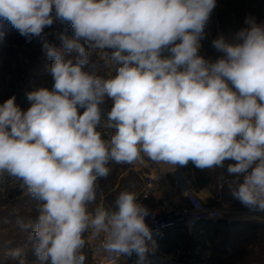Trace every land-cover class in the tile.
<instances>
[{"label":"clouds","instance_id":"obj_1","mask_svg":"<svg viewBox=\"0 0 264 264\" xmlns=\"http://www.w3.org/2000/svg\"><path fill=\"white\" fill-rule=\"evenodd\" d=\"M215 7L216 0H0V19L41 38L53 80L26 94L27 110L15 95L0 104V177L37 201L26 226L33 264H86L93 239L143 264L155 247L147 206L127 190L110 206L97 203L111 162L147 157L226 169L232 199L264 212V23L246 18L248 27L212 41L221 55L206 58L201 41ZM56 20L73 37L49 40L44 30ZM97 52L107 75L89 70ZM9 254L28 264L21 249Z\"/></svg>","mask_w":264,"mask_h":264},{"label":"rangeland","instance_id":"obj_2","mask_svg":"<svg viewBox=\"0 0 264 264\" xmlns=\"http://www.w3.org/2000/svg\"><path fill=\"white\" fill-rule=\"evenodd\" d=\"M246 18L264 23V0H216V7L205 28L206 37L201 41L200 54L213 60L218 58L221 53L214 49L212 41L221 34L231 37L248 27ZM44 32L49 40H53L54 34L58 32L73 37L71 26L59 20L45 28ZM0 33L3 34L0 35V104L15 95L17 105L27 110L30 106L26 98L28 92L41 86L50 89L53 85L47 71L50 61L42 52L41 38L33 37L29 40L3 19H0ZM92 60L90 71L102 76L109 73L99 52L93 55ZM110 107L111 101H106L105 109ZM108 167L110 173L107 178L97 182L98 204L112 205L117 195L125 190L139 197L146 177L160 167L166 173L168 184H172L171 173L178 172L197 192L209 190L214 195L216 202L210 205L227 207L216 228L212 227L203 236L200 233L192 236L184 234L189 240L200 242L201 246L195 252L196 258H188L189 248H181L171 254H154L156 249H152L143 264H264V212H253L232 199L228 187L230 177L224 169L200 170L191 163L177 167L156 163L147 157L131 164L111 162ZM168 194L169 188L165 182L156 193L154 205L175 203V199ZM36 205L37 201L23 192L18 181L6 174L0 177V264H16L9 254L15 249L22 250L28 264L35 261L29 239L30 229L26 226L34 223L37 218ZM84 251L86 264H95L96 240H90ZM137 259L126 258L121 264H137Z\"/></svg>","mask_w":264,"mask_h":264},{"label":"built area","instance_id":"obj_3","mask_svg":"<svg viewBox=\"0 0 264 264\" xmlns=\"http://www.w3.org/2000/svg\"><path fill=\"white\" fill-rule=\"evenodd\" d=\"M171 177L172 184H168L166 173L158 167L146 177L143 190L138 197V200L150 210V215L145 219L152 229L155 242L159 235L174 232L177 229H182L185 234L192 236L205 224H217L227 209L225 205L213 206L204 201L191 183L180 173L174 171ZM165 182L169 188L168 195L175 199V203L163 202L156 207H150L149 203L156 198V193ZM96 242L97 260L95 264H121L126 258L137 257L135 253L132 256L116 257L104 252L99 247V240Z\"/></svg>","mask_w":264,"mask_h":264},{"label":"trees","instance_id":"obj_4","mask_svg":"<svg viewBox=\"0 0 264 264\" xmlns=\"http://www.w3.org/2000/svg\"><path fill=\"white\" fill-rule=\"evenodd\" d=\"M226 171V169H224ZM153 201V200H152ZM217 224L209 225L205 224L201 227V230L204 231L203 235L209 231L212 227L216 228ZM184 232L182 229H177L174 232L163 233L158 236L156 239L157 242V250L154 251V254H159L163 252L165 254H171L175 251H179L181 248H189L190 254L188 255L189 259L196 258L195 252L201 246L200 242L197 240H189L188 237L184 236ZM201 235V236H203Z\"/></svg>","mask_w":264,"mask_h":264},{"label":"crops","instance_id":"obj_5","mask_svg":"<svg viewBox=\"0 0 264 264\" xmlns=\"http://www.w3.org/2000/svg\"><path fill=\"white\" fill-rule=\"evenodd\" d=\"M143 190V189H142ZM198 191V190H197ZM199 193V192H198ZM141 194V193H140ZM199 195H200V197L204 200V201H206L207 203H209V204H215V202H216V199H215V197H214V195L209 191V190H204V191H200V193H199ZM140 196V195H139ZM137 198H138V196H137ZM155 200H156V198H155ZM159 200H161V199H159ZM156 202H154V200L153 201H151L150 203H149V206L150 207H156V206H158V205H154ZM198 233H200V235H203V233H204V231L203 230H198L197 232H196V234H198ZM151 245V244H150ZM157 248H158V246H157V242H155V247H154V249H156L157 250Z\"/></svg>","mask_w":264,"mask_h":264}]
</instances>
